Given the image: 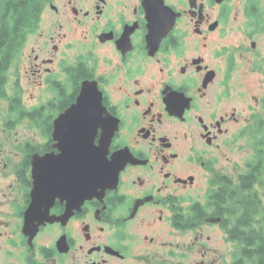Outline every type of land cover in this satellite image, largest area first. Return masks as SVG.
Masks as SVG:
<instances>
[{"label":"flooded vegetation","instance_id":"flooded-vegetation-1","mask_svg":"<svg viewBox=\"0 0 264 264\" xmlns=\"http://www.w3.org/2000/svg\"><path fill=\"white\" fill-rule=\"evenodd\" d=\"M23 2L0 0V264H214L224 159L264 137V0ZM80 98L106 115L105 188L36 173Z\"/></svg>","mask_w":264,"mask_h":264},{"label":"trees","instance_id":"trees-1","mask_svg":"<svg viewBox=\"0 0 264 264\" xmlns=\"http://www.w3.org/2000/svg\"><path fill=\"white\" fill-rule=\"evenodd\" d=\"M27 2L24 0L23 4ZM25 9L15 10V16L10 19L11 35L15 40L18 38L19 26L25 19L22 17ZM30 9L34 13L35 8ZM0 36L6 37L7 33L1 32ZM251 148L254 156L248 163L250 167L241 176L239 185L235 186L229 181L228 191L221 190L210 199L209 207L213 214L210 217L226 216L224 230L227 241L234 249L232 261L226 264H264V208L260 196L253 193L258 186L264 187V137ZM206 209L204 207L202 210L208 212Z\"/></svg>","mask_w":264,"mask_h":264},{"label":"water","instance_id":"water-1","mask_svg":"<svg viewBox=\"0 0 264 264\" xmlns=\"http://www.w3.org/2000/svg\"><path fill=\"white\" fill-rule=\"evenodd\" d=\"M100 103V99L91 101L80 98L55 122V140L59 142L57 146L63 147L65 150L62 154L54 156L53 167L42 166L37 169L36 173L40 180L78 179L81 180L80 183H85L88 187V184L91 185V180L95 179L98 187H106L112 171V165L107 159L108 150L106 153L94 154L90 153L87 148L89 145L91 147L94 142L99 123H102L106 118ZM60 130L66 131L67 134L60 133ZM110 140L104 138L101 140V144L105 141L109 143ZM101 147L106 149L108 145L104 147L102 144ZM212 222H220V219L212 220Z\"/></svg>","mask_w":264,"mask_h":264},{"label":"rangeland","instance_id":"rangeland-1","mask_svg":"<svg viewBox=\"0 0 264 264\" xmlns=\"http://www.w3.org/2000/svg\"><path fill=\"white\" fill-rule=\"evenodd\" d=\"M26 130V124L23 123L20 128L17 129V132ZM18 137H21V135L18 134ZM16 137L12 136V138H8V135L1 133L0 128V142H2L1 145L4 147L11 146V149L13 147V140ZM27 138V137H26ZM29 138V137H28ZM246 141H240L234 148L228 152V158L226 157L224 159V165L229 166V170H224L223 176H228L234 184H236L237 177L243 172L244 164L245 166L247 163L251 160L250 158V149L248 148ZM9 148V147H8ZM253 158V157H252ZM230 173V174H229ZM230 175V176H229ZM253 193H257L261 200L262 205L264 208V187L258 186L254 189ZM246 195V194H245ZM244 195V196H245ZM216 227L207 226L205 228V238L211 237V243L210 241L207 242L209 249V252L213 253L211 256L214 260V264H226L230 263L232 261V255L234 252L233 246L231 243L226 242L227 241V234L225 231H223L219 226L215 225Z\"/></svg>","mask_w":264,"mask_h":264}]
</instances>
